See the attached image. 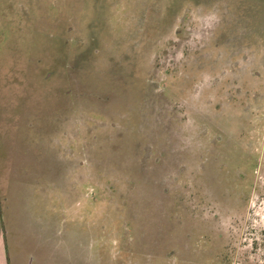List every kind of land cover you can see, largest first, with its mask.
I'll list each match as a JSON object with an SVG mask.
<instances>
[{
    "label": "rangeland",
    "instance_id": "1",
    "mask_svg": "<svg viewBox=\"0 0 264 264\" xmlns=\"http://www.w3.org/2000/svg\"><path fill=\"white\" fill-rule=\"evenodd\" d=\"M0 264H264V0H0Z\"/></svg>",
    "mask_w": 264,
    "mask_h": 264
},
{
    "label": "flooded vegetation",
    "instance_id": "2",
    "mask_svg": "<svg viewBox=\"0 0 264 264\" xmlns=\"http://www.w3.org/2000/svg\"><path fill=\"white\" fill-rule=\"evenodd\" d=\"M252 190H255V188H254V189H252ZM250 248H252V247H250Z\"/></svg>",
    "mask_w": 264,
    "mask_h": 264
}]
</instances>
